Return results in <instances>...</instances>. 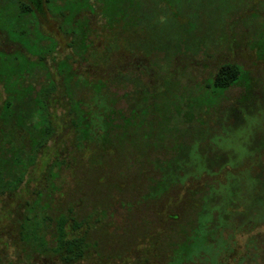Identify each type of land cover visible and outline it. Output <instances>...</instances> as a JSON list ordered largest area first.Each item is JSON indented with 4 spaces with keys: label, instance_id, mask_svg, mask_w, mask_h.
Listing matches in <instances>:
<instances>
[{
    "label": "rangeland",
    "instance_id": "1",
    "mask_svg": "<svg viewBox=\"0 0 264 264\" xmlns=\"http://www.w3.org/2000/svg\"><path fill=\"white\" fill-rule=\"evenodd\" d=\"M62 1L61 8L57 4H50L49 7L53 14L63 11L68 14L64 21L66 26H63L67 32L74 28L72 22L76 16H79L76 30L87 27L90 14L104 18L107 26L109 20L116 22L115 29L125 34L131 31L130 26L137 35L142 30L148 32L140 36V39L137 37L134 42L125 41L126 44L122 48L128 50L134 45V47L144 45L145 48L157 50L155 49L157 45L160 47V53L157 50V54L161 58L174 54V61L171 64L174 63L175 77L184 76L186 84L195 78L191 82L193 86L187 91H194L193 97L197 98L193 99L194 104L200 103L201 107L206 108L197 114L200 117L204 116L206 122L196 117L191 125L183 123V112L180 111V114L178 111L172 112L175 113L174 132L179 130L181 141L185 145L192 143L194 149L190 152L192 154L188 160L189 165L186 164L184 172L174 167V171L178 172L177 177L182 181L151 204L149 202L151 200L147 201L146 198V195H149L147 191L151 189L150 176L152 173L155 176L162 175L160 167L167 163V149L175 147L174 161L183 162L177 157L182 153L178 149L179 137L171 135V138L164 141L162 130L172 131V128L163 127L160 121L159 132L147 128L146 132L140 133L134 125V128H128L129 132L107 133L102 138V146L110 147L106 154L108 159L100 160L94 154L85 157L76 172L66 170L63 179L58 183L66 188L65 190L68 189L66 192L62 191V194L67 195L69 201H77V198L83 201V209L76 213L77 221L81 219L80 213L85 217L94 210L95 213L99 212L98 215H104V211L101 212L102 209L99 207L109 205L108 201L111 205L115 204L113 208H109L115 211L112 218L104 220L95 228H82L77 233L90 241L99 238L101 240L99 251L96 248L95 250L102 254L103 262L108 258L110 264L111 262L174 264V261L172 262L174 246L177 247L188 237L193 240L195 236H199V241L194 244L195 249L190 260L183 264H264V62L258 61L257 54L252 55L247 47L239 49L240 52L236 55L232 54L225 49L221 38L223 34H230V23L234 19L236 21L234 25L238 26L235 31L239 37L243 36V24L259 18L260 8L257 5H263L264 10V0ZM104 3L107 5L106 9ZM243 7H249L251 10L247 11ZM6 9L13 12L9 4ZM92 22L94 27L97 24L100 27L101 23H104L101 19H93ZM260 22L259 20L252 24L249 29L250 35L258 33ZM0 23L7 24L4 19H0ZM24 28L32 35L37 34L36 27ZM142 37L144 39H141ZM14 39L24 44L28 40L24 41L20 37ZM241 41L243 42L242 38ZM35 45L31 49H34ZM208 46H212L211 52L214 57L212 67H215V63L237 61L256 81L253 104L250 102L246 103L245 107L241 106L240 110L233 114L234 118L230 116L234 112L229 111L235 107V99L244 93V88H232L225 93L223 100H220L221 97L211 100L199 85L211 76L214 68L203 72L192 69L190 74H183L184 69L192 64L183 55L197 51L203 54ZM203 57L200 55L196 58L202 61ZM114 63L118 65L119 59H115ZM22 67L28 69L26 64ZM110 68L115 69L113 62ZM16 75L21 76L19 71L13 77ZM175 77L174 82L178 84L180 78ZM10 81L8 78V82ZM79 96L86 105L84 109L92 111L93 124L97 129L102 128L103 120L98 110L106 107V101L97 97L91 90H83ZM117 107L121 108L123 104L119 103ZM197 112L198 110L195 113ZM154 117H156L154 121L159 120L158 115ZM121 121L123 127L127 126L126 120ZM193 138L199 141L194 142ZM86 155L83 152V156ZM55 168L56 165L48 171V175L54 174L52 170ZM16 169L19 173L21 167ZM34 176L40 177L41 173L37 171ZM77 179H81L82 183L74 186ZM155 180H159V177ZM120 186L124 188L121 189ZM113 190L117 193L114 192L115 200L112 202ZM204 190H210V193L204 205L206 210L202 211L199 208L203 197L201 193ZM118 194L121 195L120 200H117ZM234 202L236 211L231 209ZM172 203L173 209L170 208ZM11 205L12 203L9 206L10 210ZM37 207H27L26 210L32 222L25 220L24 224H28L27 229L31 231L41 225L38 224L39 216L35 223L33 222L34 210ZM41 208L38 211L43 212L46 209L45 205ZM169 210H172L170 212L174 217L178 216V221L173 223L167 218L165 220L164 213ZM23 215L24 212L21 210L16 214L15 222L21 220ZM8 216L7 210L3 209L0 212L2 237H11V233L14 234L15 231V222L12 224ZM86 221L88 227L89 224L90 227L93 226L90 223L92 220ZM12 225L14 229L9 231ZM150 236L156 237L154 238L156 246L147 239ZM20 237V231L17 229V241H20ZM206 237L207 241L203 243ZM4 249L5 246L1 253L3 261L0 264H46L47 256L35 255L33 260H26V255L22 252L17 253L16 250L9 249L5 254ZM81 262L79 264H95L97 261L96 258L89 256Z\"/></svg>",
    "mask_w": 264,
    "mask_h": 264
},
{
    "label": "flooded vegetation",
    "instance_id": "2",
    "mask_svg": "<svg viewBox=\"0 0 264 264\" xmlns=\"http://www.w3.org/2000/svg\"><path fill=\"white\" fill-rule=\"evenodd\" d=\"M8 4L13 12L6 9ZM50 4H57L61 8L63 1L0 0V19L7 22L0 23V175L3 163L12 164L15 174L12 180L16 182V168L23 164L19 162L29 163L21 186L16 191L0 193V212L7 210L8 220L12 224L16 214L21 210L24 212L22 219L14 223L15 231L11 237H2L0 223V263L5 246V254L8 253L6 250L14 249L17 253L25 254L26 260H33L35 255L47 256L46 264H79L89 256L96 258L95 264H110L108 258L103 262L102 254L97 252L101 240L96 238L90 241L77 231L95 228L112 218L115 211L109 208L115 204L111 205L108 201L109 205L99 207L104 215H98L99 212L95 213L94 210L85 217L80 213L81 219L77 221L76 213L83 209V201L78 198L77 201H69L67 195L62 194L68 189L65 190L58 182L63 179L66 170L76 172L85 157L96 154L100 160L108 159L106 154L110 147L102 146V138L107 133L129 132L128 128H134V125L140 133L146 132L147 128L160 131V126L148 124V119L153 120L154 113H161L157 105L162 108L163 58L157 54V50L160 53L157 45H154L157 50L145 48L144 45H131L128 50L122 48L125 41L134 42L148 32L142 30L139 35H131L127 31L128 34H125L109 28V25L105 26L104 18L92 14L88 17L87 27L78 31L79 16H76L72 22L74 28L67 32L63 26L68 14L65 11L53 14ZM97 18L104 21L100 27L93 25L92 20ZM24 27H36L37 34L26 32ZM16 37L24 41L28 39V45L16 41ZM83 37L86 39L85 46ZM33 45L35 47L31 49ZM117 58L120 63L115 65ZM112 62L115 69L110 68ZM23 64L28 65V69L23 68ZM170 68L174 70V63ZM18 71L21 76L13 77ZM96 88L100 90L99 93ZM83 90H91L107 103L106 107L98 110L103 120L100 129L93 124L92 111L84 109L86 105L79 96ZM119 103L123 107L118 108ZM121 119L126 120L127 126L123 127ZM84 132H88L91 140L84 139ZM49 133L51 136H48ZM6 152L10 153L9 157L3 156ZM20 152H25L26 157L30 158L20 157ZM83 152L87 155L83 156ZM55 165L56 168L52 170L54 174L48 175ZM37 171L41 173L40 177L34 176ZM152 174L150 186L153 180L162 178V175ZM81 183V179H77L74 186ZM114 192L112 202L115 200ZM147 192L149 195L146 198L147 201L151 200L150 204L162 197L152 189ZM120 199L121 195L118 194L117 200ZM43 205L46 209L38 211ZM31 206H38L34 210L33 222L40 217L38 224L44 227V234L24 238V221L32 222L26 213L27 207ZM170 208H174V203L170 204ZM170 211L164 213L165 220L167 218L174 223V214ZM87 219L92 220V227L90 224L88 227ZM61 221L72 244L60 248L58 226ZM10 229H14L13 225ZM17 229L21 234L20 241L16 239ZM154 238L147 237L152 244Z\"/></svg>",
    "mask_w": 264,
    "mask_h": 264
},
{
    "label": "trees",
    "instance_id": "3",
    "mask_svg": "<svg viewBox=\"0 0 264 264\" xmlns=\"http://www.w3.org/2000/svg\"><path fill=\"white\" fill-rule=\"evenodd\" d=\"M102 1V0H101ZM258 8H260V10H258V14H259V18L256 20H253L251 22H247L245 24H243V36L241 35V37L238 36V33L235 31V29L238 28V26L234 25L236 21H232V23H230V34H226L223 36H221L223 42H224V46L225 49L230 51L232 54L239 53L241 48H245L247 47V49L249 48V50L251 51V53H253L252 55L257 54V60L260 62H264V10L262 8L263 5L258 4L257 5ZM104 7L105 9L107 8V5L104 3ZM244 8V7H243ZM249 8V7H248ZM248 8H244L247 11H250L251 9ZM261 21L259 23L260 27H258V33L256 35H253L249 33V29L251 28L253 23H256L257 21ZM104 25V24H103ZM109 28H115L114 25L116 26V22L114 21H110L109 20V24H108ZM107 26V25H105ZM237 27V28H236ZM151 28V27H150ZM130 34L133 35L136 32L133 30V27L130 26ZM247 32V33H244ZM257 32V31H255ZM257 37V38H256ZM84 38V43L83 45H86V39ZM241 38L243 39V42L241 41ZM257 39V40H256ZM239 45H241L239 47ZM243 46V47H242ZM240 49V50H239ZM212 51V46H208L205 48L204 53L203 54H199L198 51L191 53V54H184L186 52H183L181 55H183L185 58L187 57V59H189L188 61L192 62V64L188 67L185 68L183 71V74H190L192 69L200 70V71H208V69L214 68L211 71V76L209 78H207V80H204L202 83H200L201 87H203L204 91L209 95V99L211 98V100L214 98H218L221 97L220 100L224 99V96L226 95L225 93L235 87H241L244 88V93H242L240 95V97H238L237 99H235V104H234V108L231 109L229 112H234L232 113L230 116H232L234 118L235 113H237L241 106L245 107V104H249L250 102H252L253 104V99H254V95H255V85H256V81H254V79L252 78V75L250 72H248L245 67L240 63H238L237 61H232V62H224V63H219L216 64L215 63V67H212V64H214L212 61L214 59L213 57V53ZM179 55V56H181ZM192 55H197L196 57L203 55V59L202 61H199L198 58L192 56ZM184 58V59H185ZM255 59V60H256ZM174 61V54L172 56H167L163 58V67H162V74H163V88H162V100H161V104H162V108L161 106L159 107L157 105V109L161 112V113H157L154 115H158L159 116V120L154 121V119H156V117L152 116L153 120L150 118L148 119L150 122H148V124L150 125H158V121H160V125H162L163 127L172 128V131L169 129L166 131L165 129L162 130V138L163 140H167L168 138H171V135H177L179 137V146L178 149L179 151H181L182 153L178 154L177 157L181 158L183 160V162H180L178 159V162L174 161V149L175 147H171L168 150L167 153V163L161 165L160 170H161V174H162V178L159 180H154L152 182V185L150 186V188L153 190V192H155L156 194H160L162 195L165 192H168L175 184H177L178 182H181L182 180L180 179V177H177V171H174V167L176 166L177 169L179 171L184 172L185 171V166L186 164L189 165L188 160L190 159V155L192 153H190L191 151H193V146L192 143H187L186 146L185 143H183L181 141V135H180V131L178 130L176 133L174 132V118H175V113L173 114L172 112L174 111H178V113L180 114L181 112H183V123L186 125H191L192 122L196 119V117H200V115H197L201 110L206 109L204 107L200 106V103L194 104V100L193 99H197L194 98V91H187V89L191 86H193V83H191L192 81L195 80V78L190 81V83H185L184 82V76L182 77H175L174 75V70L171 71L170 65L171 62ZM201 62V63H199ZM169 65V67H168ZM188 72V73H187ZM186 75V76H187ZM174 77L175 79L180 78L178 84H176L174 82ZM97 92L99 93L100 90L98 88ZM205 94V93H204ZM204 96V95H203ZM179 102V103H178ZM180 102L182 104H180ZM198 105V106H197ZM161 108V109H160ZM200 108V109H199ZM196 110H198L197 113ZM211 110V109H209ZM181 111V112H180ZM204 122H206L204 119V116L200 117ZM106 121V120H105ZM108 122L106 121L105 124H107ZM161 131V130H160ZM84 139L85 140H91V137L88 135V132H84ZM48 136H51V133H49ZM167 137V138H166ZM166 138V139H165ZM195 141H199L196 140V138L194 139ZM186 142V141H185ZM185 146V148H184ZM36 151V150H35ZM27 153V152H26ZM4 157H9L10 153L6 152L3 155ZM20 157H25V158H29V156L26 157L25 152H20L19 153ZM187 160V162L185 161ZM19 163H23L25 164L24 166H20L21 170L18 173V178L17 181L14 182V173H13V165L12 164H2V175H0V193L4 194L7 191H16L22 184L23 178L25 177L26 174V168L27 166H29L28 161H26L24 163V161H20ZM30 163H33L32 161ZM213 163V162H210ZM18 172V171H17ZM13 179V180H12ZM159 181V182H158ZM158 187L160 189H158ZM187 187V186H186ZM213 188V187H212ZM210 188V190L212 189ZM160 190V191H159ZM209 191H205L202 192L201 194L203 195V197H201V205L199 209H201L203 211L206 210V208L204 207V205H206L207 201V197H209ZM213 191V190H211ZM236 195V194H235ZM234 196V193H233ZM203 198V199H202ZM204 201V202H203ZM230 203H232V201H230ZM236 205V203H233V206H231V209L234 211H236L234 208ZM204 207V208H203ZM201 212V211H200ZM242 212V211H240ZM30 222V220H28ZM174 221H178V216L174 217ZM28 224L25 223V225H23V236L24 238H30V237H40L44 234V227H42V225L38 228L37 226L31 231V229H27L28 228ZM184 232V231H183ZM58 236L60 239V248L64 245L69 246L70 244V240L68 239L67 233L65 231V225L64 223L61 221V223H59L58 226ZM195 240V241H193ZM190 239L189 237L186 238L184 240V242L180 243L179 245H177V247L174 246V250L172 251L174 254L172 255V262L174 261V264H183L184 262H188L191 258V255L193 254L194 251V244H196V241H199V236H195ZM207 241V237L205 239H203V243H206ZM84 246V244H83ZM84 253V250H82V254Z\"/></svg>",
    "mask_w": 264,
    "mask_h": 264
}]
</instances>
